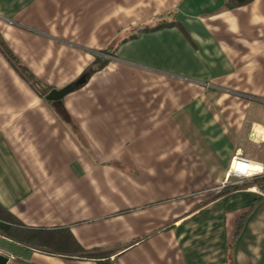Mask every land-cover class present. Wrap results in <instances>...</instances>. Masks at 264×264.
I'll list each match as a JSON object with an SVG mask.
<instances>
[{
  "label": "crops",
  "instance_id": "0c3cea01",
  "mask_svg": "<svg viewBox=\"0 0 264 264\" xmlns=\"http://www.w3.org/2000/svg\"><path fill=\"white\" fill-rule=\"evenodd\" d=\"M224 3L0 0L3 42L53 88L114 51L57 102L78 139L0 49V221L44 248L0 234L9 263L102 264L79 246L113 264H264V192L220 193L232 157L264 167V0Z\"/></svg>",
  "mask_w": 264,
  "mask_h": 264
},
{
  "label": "trees",
  "instance_id": "16d2710c",
  "mask_svg": "<svg viewBox=\"0 0 264 264\" xmlns=\"http://www.w3.org/2000/svg\"><path fill=\"white\" fill-rule=\"evenodd\" d=\"M247 2H249V0H225L224 6L226 8H234V7L244 5ZM172 24L173 23H171V22L161 20V21L157 22V24H155L152 27H145V28L138 30L137 33L131 34L129 36V38L138 35V33L140 31H151V30H155L158 28L170 26ZM0 49L3 52L4 56L7 58V60L9 61L10 65L15 69V71L37 92V94L40 97L45 99V96L53 89V87L41 82L40 80H38L23 64H21L20 61L17 59V57L7 48V46L5 45V43L2 40L1 36H0ZM103 51L107 52L108 54L110 53L111 55H114V51L113 50L110 51V48H105ZM106 63H107V60L105 58H101L100 56H96L95 60L91 63V65L85 71V73L87 74V77H89L95 71L100 70L102 67L105 66ZM47 102H49L53 106L55 112L57 114H59V116L64 121H66L70 124L73 134L78 139H81L78 128L70 121L65 110L59 106L60 104L57 102H52V101H47ZM254 184L264 192V179H263V181L262 180L256 181V182H254ZM238 187H239L238 185L226 186L222 189V191L220 193H224V192L228 193V192H231V191L237 189ZM249 211L241 214L239 216V218L237 219V224H236L237 230L235 231L234 235H236L238 233V230L240 229V227L243 223V220L245 219V217L247 216ZM16 221H17L16 218L13 217L11 214H7V216H5L4 218H1L0 234L6 236L8 238H15L19 242H21V243H23L29 247H33L36 249L43 250L44 248H43V246H41V243H40L41 241H39V239H38L40 237L41 233L31 231V230H27V229H23V230L19 231L20 235H18V236L14 235V233L11 231L12 226H10V225L16 224L17 223ZM232 244H233V238L228 243L227 247L228 248L231 247ZM44 251L48 252V250H44ZM74 251L78 255L83 256V257L102 259L101 260L102 264H113L110 262V260L108 261L109 255H110L109 252H103L102 253L99 250L86 251L79 246H77V248H75Z\"/></svg>",
  "mask_w": 264,
  "mask_h": 264
},
{
  "label": "water",
  "instance_id": "95a60500",
  "mask_svg": "<svg viewBox=\"0 0 264 264\" xmlns=\"http://www.w3.org/2000/svg\"><path fill=\"white\" fill-rule=\"evenodd\" d=\"M87 74H82L74 82L69 83L61 88H53L46 96L47 101L60 102L68 93L74 91L76 88L84 84L87 80ZM0 264H9V258L0 252Z\"/></svg>",
  "mask_w": 264,
  "mask_h": 264
},
{
  "label": "rangeland",
  "instance_id": "374dc122",
  "mask_svg": "<svg viewBox=\"0 0 264 264\" xmlns=\"http://www.w3.org/2000/svg\"><path fill=\"white\" fill-rule=\"evenodd\" d=\"M104 50V49H103ZM103 50H101V54H99L98 56H100L101 58H105L108 57V56H112L110 53L108 54L107 52H104ZM111 51V50H110ZM251 180L253 179L252 181H263L264 179V173L263 174H259V175H252L250 177H246V178H243V179H238L234 176H231V175H227V177L225 178V180L223 181L222 185L224 187L226 186H234V185H238V186H244L247 182V180ZM262 191V190H261ZM9 264H13V263H9Z\"/></svg>",
  "mask_w": 264,
  "mask_h": 264
},
{
  "label": "built area",
  "instance_id": "2783aa9c",
  "mask_svg": "<svg viewBox=\"0 0 264 264\" xmlns=\"http://www.w3.org/2000/svg\"><path fill=\"white\" fill-rule=\"evenodd\" d=\"M247 162H250L248 160H246L245 158L239 156V155H236L234 157H232V160H231V163H230V166H229V169H228V175H231V176H234L238 179H243V178H246V177H250L252 175H261L263 174V169L264 167L261 165V164H258V163H255V164H258L260 165L261 169L259 171H255V172H252V173H239L236 168L234 167V164H237V163H247ZM251 163H254V162H251Z\"/></svg>",
  "mask_w": 264,
  "mask_h": 264
},
{
  "label": "bare ground",
  "instance_id": "6f19581e",
  "mask_svg": "<svg viewBox=\"0 0 264 264\" xmlns=\"http://www.w3.org/2000/svg\"><path fill=\"white\" fill-rule=\"evenodd\" d=\"M257 134H258V132H257ZM263 137H264V135H263ZM234 167L236 168V170L239 173H242V174H244L245 172L250 174L252 172L259 171L261 169L260 165L255 164V163H251V162H247V163H237V164H234Z\"/></svg>",
  "mask_w": 264,
  "mask_h": 264
}]
</instances>
